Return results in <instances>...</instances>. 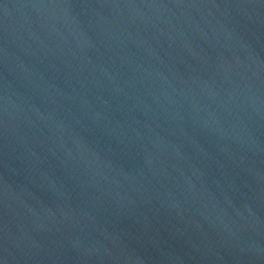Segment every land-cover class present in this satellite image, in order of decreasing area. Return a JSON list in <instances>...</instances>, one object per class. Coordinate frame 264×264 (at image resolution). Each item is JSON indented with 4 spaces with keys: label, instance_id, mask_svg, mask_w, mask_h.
Returning a JSON list of instances; mask_svg holds the SVG:
<instances>
[{
    "label": "water",
    "instance_id": "1",
    "mask_svg": "<svg viewBox=\"0 0 264 264\" xmlns=\"http://www.w3.org/2000/svg\"><path fill=\"white\" fill-rule=\"evenodd\" d=\"M0 264H264V0H0Z\"/></svg>",
    "mask_w": 264,
    "mask_h": 264
}]
</instances>
